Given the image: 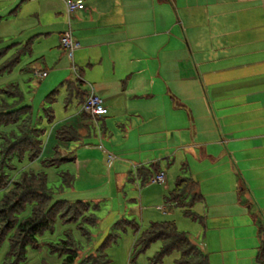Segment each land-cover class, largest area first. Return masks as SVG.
Instances as JSON below:
<instances>
[{
    "label": "crops",
    "instance_id": "1",
    "mask_svg": "<svg viewBox=\"0 0 264 264\" xmlns=\"http://www.w3.org/2000/svg\"><path fill=\"white\" fill-rule=\"evenodd\" d=\"M27 1H40L41 15L46 12L54 18V28H42L44 20L36 7L32 32H39L35 39L39 43H49L46 37L57 35L50 51L36 55L56 68L65 56L59 43L66 26L64 0ZM82 1L86 8L72 17L73 36L80 44L74 61L108 112L95 117L79 112L50 133L55 136L56 129L69 124L76 129L79 141L61 142L68 150L62 156L70 161L78 187L84 188L92 174L97 175L98 151L112 154L99 143L81 140L90 135L94 122L102 124V136L117 122L121 126L128 122L130 131H139L135 159L130 161L135 174L138 167L156 161L157 152L187 144L188 153L204 160L193 167L188 163L189 175L199 182L213 222L235 226L232 220L239 219L242 224L233 233L237 245L216 264H263L257 260L259 242L254 238L258 240L256 220L264 224V0ZM37 71L47 72L48 66ZM162 83L167 93L189 104L188 119L180 127L170 123L175 110L160 121L155 117L162 106L157 99ZM163 125L166 131L159 136ZM183 129L184 143L176 132ZM158 140L161 144H156ZM56 144L54 137L44 155H53ZM116 166L114 176L131 174L121 162ZM210 241L209 237L203 242L209 246Z\"/></svg>",
    "mask_w": 264,
    "mask_h": 264
},
{
    "label": "rangeland",
    "instance_id": "2",
    "mask_svg": "<svg viewBox=\"0 0 264 264\" xmlns=\"http://www.w3.org/2000/svg\"><path fill=\"white\" fill-rule=\"evenodd\" d=\"M41 6L40 1L39 3L38 1L30 3L27 0H0V52L2 53L0 65L8 62V68L6 67L0 71V101L5 99L8 103L16 101V105L30 104L32 106L33 116L35 118L40 117L39 126L45 129L42 146V155H44L54 140L53 134L50 137L51 128L57 123L62 122L66 117L78 115L80 104L76 97L71 99L68 104L65 102L66 89L63 83L69 74L73 80L77 78L71 69V60L68 58L66 52H64L65 56L61 57V60L57 62L58 66L56 68H50L48 61L41 60L40 56H36L40 51H50V43L55 38L57 39L56 34H51L46 37L49 43L43 40L39 43L35 40L39 32H32L37 26V18L33 14V11L37 7L41 15ZM62 18L63 15L61 16ZM65 18L66 26L63 31L68 30L66 9ZM41 19L44 20L42 28L52 29L55 27L51 25L54 18L50 19V16L46 12L44 16L41 15ZM70 28L73 32L72 20H70ZM41 44L42 46L40 47ZM54 49L56 50V47ZM77 50L73 53V63L76 67L79 66L74 61ZM18 51H22L19 61L9 68V57ZM31 58L36 59L32 60ZM46 66H48V75L44 78L37 77L36 71L45 69ZM61 66L63 68L59 70ZM80 76V79L83 81L82 83L79 82L80 89L88 91V80L82 75ZM162 85L163 93L157 97L159 104L162 106H158L159 110L155 114V117L160 121V117L168 113L172 114L171 111L175 110L173 116L176 118L170 123L180 127L181 124L183 125V119H188L186 118V110L189 104L184 99L167 93L166 83H162ZM8 88H18L17 96L6 95L5 92ZM51 91L54 92L53 98L48 97L47 99V94ZM161 99H164V101ZM161 101L164 103L162 104ZM49 106L53 109L52 118L47 116L46 108ZM173 116L169 117L168 120H172ZM96 123L94 122L95 126ZM160 124L162 125L163 122ZM114 125L115 129L107 128L104 136L101 133L103 130L101 123L97 124L98 127L90 126V135L81 137V140L84 142L92 141V143H99L105 150L113 154H108L113 156L108 161L110 166L108 167L105 160L106 157L108 159L107 154L102 153V150L98 151L100 153L95 156L97 159L95 169L99 176L97 177L93 173L90 181L86 182L84 188L78 187L75 178L76 174L73 172L74 169L68 160L58 163L59 165L57 166L45 169L48 174V185L53 191V200L66 199L71 201L83 199L91 205L92 210L98 216L96 225L88 226L91 232V239H86L75 223L63 222L58 217L53 227L46 230L39 237L38 247H28L26 258L20 264H65L57 253L51 251V244L64 239L66 232H72L75 240L80 243L79 247L81 251L75 264H80L83 256L86 257L94 254L103 243L102 247L110 259V264H128L129 260H132L135 264H152L151 259L160 248L161 242H153L145 251L138 250L134 247V230L129 225L122 228L120 223L123 220L134 221L142 229L152 222L172 221L179 231H185L190 239L195 244H198L203 252L209 256V264H211V259L212 263L216 264L222 258H228L229 256L225 257L226 253L229 254L231 252L230 249L235 248L237 245V242L233 241V236H235L233 233L236 231L235 226L242 225L239 224V219H231L235 222V226L231 222H213L211 214L207 212L206 205L202 201L196 202L192 207V211L196 217L194 218L193 216L185 215L183 207L168 201V195L174 188L177 176L182 174L180 169L184 162L187 163L188 161L190 167H193L196 163H201L204 160L200 162L195 159L194 155L188 153L187 144H179L180 146L171 148L169 152H162L160 154L157 152L156 161L159 162L161 170L164 169L166 171L167 178L170 180L169 188H165L163 184L158 183H142L140 179H135L134 166L130 165V161H134L135 159V148L138 146L139 141L137 132L139 133V131L137 129L130 131L128 122H124L122 126L118 122L114 123ZM153 127L155 125L151 126V128ZM164 131H166V128L163 125L159 136H164ZM176 132L179 138L181 137L182 143H184L185 129ZM158 141L156 144H161V141ZM59 142L61 141L57 140V145L59 146L58 153L62 157V153H68V150L64 148V144L62 143L64 141L61 142V145H59ZM120 153H123L122 156H118ZM127 155L128 157H126ZM14 162L15 160L13 164ZM120 162L125 165L123 169L126 171L130 170L131 174L124 173L114 176V169L118 167L116 164L119 165ZM32 166L38 167L37 163ZM62 170H69L72 174H75H73L74 180L71 186L65 185L62 174H60ZM106 173L109 177L108 180L106 179ZM107 181L108 183H106ZM73 187L76 188L73 189ZM242 199L248 200V197L242 195ZM158 206H162L163 209H158ZM119 221L120 223L117 224ZM123 224L125 223H121V225ZM206 234L212 240L209 246L203 242L208 239ZM213 236L219 242H216ZM256 241L259 242L254 238V243ZM8 249V241L6 240L0 247V264L4 263ZM178 257L179 253L174 250L166 254L160 262L155 264H175V260ZM230 259L231 261L233 260V258ZM84 264H91V260Z\"/></svg>",
    "mask_w": 264,
    "mask_h": 264
},
{
    "label": "trees",
    "instance_id": "3",
    "mask_svg": "<svg viewBox=\"0 0 264 264\" xmlns=\"http://www.w3.org/2000/svg\"><path fill=\"white\" fill-rule=\"evenodd\" d=\"M21 53L22 51L14 52L9 57V68L19 61ZM7 63L0 65V71L8 68ZM79 82L82 83L81 79L68 78L64 81L67 104L75 97L80 106L85 101L87 91L80 89ZM17 93L18 88H8L5 92L8 96H17ZM53 93L51 91L47 94V99L53 98ZM15 103L16 101L8 103L5 99L0 101V247L6 240L9 247L3 264H20L24 261L28 247L37 248L39 237L53 227L58 217L63 222L75 223L86 239H91L88 226H94L98 222V216L91 205L83 199L53 200V191L48 185L45 169L57 166L67 158L59 156L57 144L53 148V155H42L45 129L39 126L40 117L33 116L30 104ZM46 110L47 116L52 118V107L49 106ZM54 137L64 142L80 139L76 129L70 125L56 129ZM35 163L37 168L32 166ZM180 170L182 174L177 176L168 201L183 207L185 215L196 218L192 207L196 202L203 201V194L199 182L189 175L188 162H184ZM160 172L165 174L167 181L165 170H161L158 161H153L138 167L136 176L142 183H146ZM60 174L65 185L73 184L74 175L69 170H62ZM123 222L125 224L121 225ZM256 222L259 241L257 260L264 264V224L257 220ZM119 223L120 221L117 222ZM121 223L122 228L132 226L135 233L134 247L140 251H145L153 242H161L160 248L151 259L152 264L160 262L166 254L174 250L179 253L175 264H209V256L185 231H179L172 221L152 222L144 229L134 221L123 220ZM103 244L94 254L83 256L80 264L90 260L91 264H110ZM79 245L72 232H66L64 239L51 244V251L57 253L65 264H75L81 251Z\"/></svg>",
    "mask_w": 264,
    "mask_h": 264
},
{
    "label": "built area",
    "instance_id": "4",
    "mask_svg": "<svg viewBox=\"0 0 264 264\" xmlns=\"http://www.w3.org/2000/svg\"><path fill=\"white\" fill-rule=\"evenodd\" d=\"M66 12L68 16V30L62 32L59 36V42L61 47L65 50L68 58L71 60V69L76 79H80L78 68L73 63V53L75 50L79 49L80 44L75 40L73 36L72 29L70 28V20H72L73 14L77 11L84 10L86 8L85 3L82 0H64ZM37 77H45L47 75L46 71H36ZM79 112L85 113L92 117L101 116L108 112L107 106L104 103V99L97 95L93 88L90 87L87 91V96L85 101L81 104ZM113 156L108 155V161H110ZM150 183L164 184L166 182V176L163 172H160L156 176L150 179ZM128 264H134L129 262Z\"/></svg>",
    "mask_w": 264,
    "mask_h": 264
}]
</instances>
